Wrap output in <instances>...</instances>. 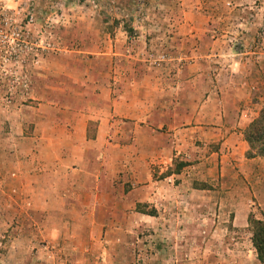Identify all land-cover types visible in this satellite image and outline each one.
<instances>
[{
  "label": "rangeland",
  "instance_id": "1",
  "mask_svg": "<svg viewBox=\"0 0 264 264\" xmlns=\"http://www.w3.org/2000/svg\"><path fill=\"white\" fill-rule=\"evenodd\" d=\"M0 7L21 9L18 21L31 13V30L41 29L32 92L18 108L30 113L39 86L37 98L57 111L72 106L99 117L111 105L107 89L134 99V88L154 80L155 122L165 119L162 130L175 147L166 169L170 156L156 159L154 178L165 182L166 171L181 164L188 174L179 183L189 191L187 200L163 207L129 202L116 222L73 221L57 209L33 208L37 187L48 201L46 178L4 170L1 150L0 264H260L249 220L264 221V171L238 166L206 178L199 155L218 152L228 133L208 146L191 128L207 126L213 112L216 127L244 121L243 135L264 107V0H0ZM2 114L0 138L7 133ZM122 182L126 193L131 183ZM189 185L213 192L194 196Z\"/></svg>",
  "mask_w": 264,
  "mask_h": 264
},
{
  "label": "crops",
  "instance_id": "2",
  "mask_svg": "<svg viewBox=\"0 0 264 264\" xmlns=\"http://www.w3.org/2000/svg\"><path fill=\"white\" fill-rule=\"evenodd\" d=\"M51 88L55 91L54 87ZM41 91L39 86L33 89L36 101L26 106L30 112L28 115L23 107L0 109L4 113L3 118L8 120L3 122L7 133L0 138V151H3V159L8 165L5 167L4 164V170L20 171V175L25 176L27 171H31L36 178L47 180L44 186L49 192L48 201L41 199L37 187L38 198L33 208L47 212L57 209L59 217H72L73 221L87 218L88 223L104 224L113 220L116 222V211L122 213L129 202L134 206L144 207L146 204L157 208L165 206L169 200L179 204L186 199L189 191L179 180H185L187 171L171 174L165 177V182L154 178L156 159L170 156L168 162L163 163L166 169L171 156L175 155L172 140L162 130L165 119L155 122L159 88L154 80L150 82V87L134 88V99L120 94L111 95L107 89L105 99L111 105L99 117L72 106L57 111L53 102H42L37 98L41 96ZM212 118L213 112H210L211 120L207 126L198 122L191 128L194 140H203L208 146L219 141V132L228 133L223 137L218 152L210 149L208 156L199 155V164H204L202 172L206 178L213 179L219 169L235 171L238 166L240 171H264V158L246 157L248 145L238 130L244 121L230 120L216 127L217 122H213ZM94 122L96 127L91 124ZM202 136L204 139H201ZM178 142L185 145L189 141L180 137ZM62 177L70 183L61 186L59 178ZM124 177L131 183L126 193L123 185L118 184L123 183ZM55 178L60 184L55 183ZM172 180L177 182L171 183ZM189 188L194 196L213 192L212 187ZM190 206H197V202Z\"/></svg>",
  "mask_w": 264,
  "mask_h": 264
},
{
  "label": "built area",
  "instance_id": "3",
  "mask_svg": "<svg viewBox=\"0 0 264 264\" xmlns=\"http://www.w3.org/2000/svg\"><path fill=\"white\" fill-rule=\"evenodd\" d=\"M0 7V109L9 110L26 101L32 92V69L40 64L41 29L32 31L35 19L29 12ZM30 53L31 56H28Z\"/></svg>",
  "mask_w": 264,
  "mask_h": 264
},
{
  "label": "trees",
  "instance_id": "4",
  "mask_svg": "<svg viewBox=\"0 0 264 264\" xmlns=\"http://www.w3.org/2000/svg\"><path fill=\"white\" fill-rule=\"evenodd\" d=\"M131 29H128V32ZM244 140L249 149L246 152L247 158H264V107L260 109L255 117L244 130ZM180 164L176 171H166L164 177L180 172ZM141 206V205H140ZM143 207V206H141ZM249 225L252 233V246L255 250L256 259L260 264H264V221L251 219Z\"/></svg>",
  "mask_w": 264,
  "mask_h": 264
}]
</instances>
